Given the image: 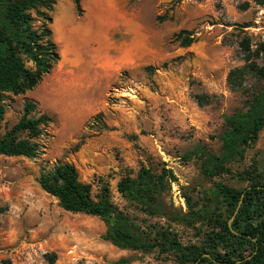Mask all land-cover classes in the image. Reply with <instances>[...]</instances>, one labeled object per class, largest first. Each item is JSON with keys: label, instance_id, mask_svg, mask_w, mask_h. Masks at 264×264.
I'll use <instances>...</instances> for the list:
<instances>
[{"label": "rangeland", "instance_id": "rangeland-1", "mask_svg": "<svg viewBox=\"0 0 264 264\" xmlns=\"http://www.w3.org/2000/svg\"><path fill=\"white\" fill-rule=\"evenodd\" d=\"M53 2L46 13L59 60L32 91L4 101L2 135L21 118L26 101L36 105L30 117L47 115L51 122L35 140L36 158L0 156V262L47 264L45 256L55 254L54 264H114L121 258L175 264L158 250L114 248L102 240L100 219L65 212L37 178L57 163L72 164L93 196L106 186L111 202L145 229L170 228L182 245L200 246L210 224L149 217L123 200L116 184L141 167L172 170L177 181L166 202L185 213V199L193 208L215 199L217 183L241 191L264 174V129L228 173L211 181L203 179L200 161L184 159L198 144L218 155L224 119L245 109V97L226 78L244 65L241 40L248 39L252 51L264 43V0H81L80 15L71 0ZM32 16L39 28V17ZM58 18L68 20L62 28L67 43L55 26ZM181 32L193 39L189 47H182L187 35ZM244 86L252 92L260 83L247 78ZM196 95L208 96L209 105L199 107ZM234 214L224 212L222 219L230 224Z\"/></svg>", "mask_w": 264, "mask_h": 264}, {"label": "trees", "instance_id": "trees-1", "mask_svg": "<svg viewBox=\"0 0 264 264\" xmlns=\"http://www.w3.org/2000/svg\"><path fill=\"white\" fill-rule=\"evenodd\" d=\"M71 2L75 13L80 15L81 0ZM53 3V0H0V156L36 158L39 145L35 140L41 135V128L51 122L47 115L30 117L36 105L26 101L18 122L1 134L5 97L32 91L59 60L57 47L51 40L52 20L46 13ZM32 12L41 21L39 28L34 26L37 18ZM180 34L187 35L181 40L182 47H189L193 39L187 32ZM239 49L244 65L231 70L226 82L231 90L243 94L245 109L224 119L218 155L200 144L184 155L186 161H200L201 175L209 181L228 173V168L240 160L246 147L256 143L264 129V43L252 51L250 41L243 39ZM253 58L260 59L262 66ZM27 63L32 67L28 68ZM247 78L260 86L250 92L244 86ZM194 99L199 107L210 102L206 95H196ZM78 147L75 146V151ZM176 181L172 170L141 167L135 176L121 177L116 192L149 217L163 218L176 225L210 224L211 229L200 246L182 245L170 228L145 229L111 202L106 186L93 196L92 186L80 181L72 164L57 163L50 170H42L37 178L40 189L56 199L65 212L100 219L105 226L102 240L118 250L143 254L158 250L171 255L175 264H264V174L258 180H247V187L241 191L217 183L215 199L208 200L201 208H193L185 199V213L175 212L166 202L170 186ZM224 212L235 213L230 224L222 219ZM45 260L54 264L56 255H46ZM130 263V259L121 258L114 264ZM0 264L13 263L3 259Z\"/></svg>", "mask_w": 264, "mask_h": 264}, {"label": "crops", "instance_id": "crops-1", "mask_svg": "<svg viewBox=\"0 0 264 264\" xmlns=\"http://www.w3.org/2000/svg\"><path fill=\"white\" fill-rule=\"evenodd\" d=\"M68 24H69L68 20L61 19V18H58L55 21V26L57 25V29L59 28V31H60L59 34L61 35V38H62L64 43H67L69 38H68L66 31H63L62 28H68Z\"/></svg>", "mask_w": 264, "mask_h": 264}, {"label": "built area", "instance_id": "built-area-1", "mask_svg": "<svg viewBox=\"0 0 264 264\" xmlns=\"http://www.w3.org/2000/svg\"><path fill=\"white\" fill-rule=\"evenodd\" d=\"M176 194L179 195V200H180V201H181V200H184V198L182 197V195L180 196V193H179V192H177ZM70 253H73V250H71Z\"/></svg>", "mask_w": 264, "mask_h": 264}, {"label": "water", "instance_id": "water-1", "mask_svg": "<svg viewBox=\"0 0 264 264\" xmlns=\"http://www.w3.org/2000/svg\"><path fill=\"white\" fill-rule=\"evenodd\" d=\"M235 215V214H234ZM206 257H208V256H206Z\"/></svg>", "mask_w": 264, "mask_h": 264}]
</instances>
